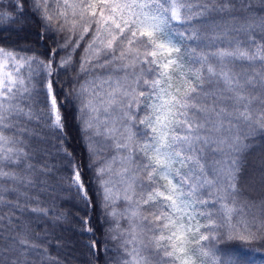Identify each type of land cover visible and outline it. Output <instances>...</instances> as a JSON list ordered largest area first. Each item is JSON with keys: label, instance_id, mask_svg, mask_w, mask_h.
I'll use <instances>...</instances> for the list:
<instances>
[{"label": "snow or ice", "instance_id": "6c2138e0", "mask_svg": "<svg viewBox=\"0 0 264 264\" xmlns=\"http://www.w3.org/2000/svg\"><path fill=\"white\" fill-rule=\"evenodd\" d=\"M29 4L43 32L58 39L47 36L54 46L42 55L0 47V204L8 209L7 219L0 210V264H27L26 254L39 248L17 216L48 214L29 208L32 197L21 191L38 182L25 125L44 95L52 126H63L55 91L61 70L73 74L65 103L78 104L85 132L95 128L116 153L91 165L105 213L128 221L113 264H221L207 241L264 245V202L242 201L236 181L244 141L264 132V63L259 71L250 65L251 72L233 64L264 61V16L198 23L210 10L235 9L231 0H16L11 10L0 4V21L14 22L13 10L23 18ZM257 32L255 52L241 51L256 45ZM206 153L222 158L209 165ZM76 168L71 183L87 206L92 199ZM121 198L126 208L118 213L113 206ZM253 207L259 212L248 218ZM222 264L243 259L232 254Z\"/></svg>", "mask_w": 264, "mask_h": 264}, {"label": "trees", "instance_id": "16d2710c", "mask_svg": "<svg viewBox=\"0 0 264 264\" xmlns=\"http://www.w3.org/2000/svg\"><path fill=\"white\" fill-rule=\"evenodd\" d=\"M15 2L16 0H0V4H3L6 9ZM231 3L236 5L235 9L230 12L210 10L205 16L199 18L198 23H220L230 19V16H264V6H261L260 0H231ZM241 3H247L251 7L242 9ZM13 15L14 22L0 21V47L14 51L20 56L42 55L50 52L54 44L53 39L47 36L57 39L58 37H55L53 33L46 35L43 32L42 21L39 15L32 14L31 4L27 6L23 18L16 15L15 10ZM260 35L257 32L256 45L249 49L248 45L242 44L241 51H248L249 55L254 53L256 46L261 44ZM240 39L243 41L245 37L241 35ZM64 54L60 52L57 60ZM82 54L83 49H80L79 55L74 54V59L79 60ZM262 63L264 61L259 59L252 62L233 58L234 70L237 72L253 71L250 65H254V70L259 71ZM189 66L188 60H185V67ZM21 71L27 74V68ZM71 79H73L71 72L65 75L61 70L55 85L58 102L63 105L60 109L63 126L60 128L52 126L44 95L36 97L38 103L34 108L35 115L25 125L28 132L24 142L31 156L30 162L37 170L33 175L38 177V182L34 187L21 191L32 197L28 204L29 208L40 207L48 212L47 215L31 212L23 215L17 213L22 226H29L35 238L34 242L39 245L36 251L26 254L27 264H113L117 252L122 251L120 249L122 218L116 217V219L105 213L104 206L96 195L95 169L91 166L93 162L97 166H103L116 153L114 149L113 152L111 151L112 146L103 138V134L94 135L95 128L88 133L85 132L82 120L87 119V116H82L78 111V104L65 103L66 93L72 86L69 84ZM90 136L93 143L89 141ZM244 142L247 147L239 154L237 186L240 189L242 201L259 206L264 202V132L258 131ZM90 148H95L98 156L90 157ZM221 158L219 153L215 155L206 153L204 157L209 165L213 159ZM77 165L82 181L92 199L87 206L79 198L75 186L71 183ZM113 169L115 171L119 169L118 161L113 165ZM207 170L212 171L210 167ZM12 199L15 198L12 197ZM21 199H24V195H21ZM121 207V204L116 203L113 206L118 213L122 212ZM0 210L7 219L8 209L0 204ZM245 211L248 218H251L252 215L258 214L259 208L253 207ZM85 221L88 223L86 224ZM88 228L92 231L89 232ZM4 234L7 236L8 232L5 231ZM114 234L119 238L114 240L112 238ZM93 241H98V246L90 249L88 245ZM206 243L209 246H215L217 258L221 264L224 258L232 254H238L243 259V264H264V245L252 243L241 247L239 241L225 244L212 240Z\"/></svg>", "mask_w": 264, "mask_h": 264}, {"label": "rangeland", "instance_id": "374dc122", "mask_svg": "<svg viewBox=\"0 0 264 264\" xmlns=\"http://www.w3.org/2000/svg\"><path fill=\"white\" fill-rule=\"evenodd\" d=\"M101 132H103V129H101ZM103 138L106 139L105 136H103ZM106 140H107V139H106ZM107 141H108V143L111 145V141H109V140H107ZM107 147H108V149H109V146H108V145H107ZM113 149H114V148L112 147V149H111L112 152H113ZM118 171H119V169L116 170V171L113 169V172H112V173H113V178H114V179H118V177L115 176V173L118 172ZM115 203L118 204V205H120V204L122 205V207H121V208H122V212L125 210V208H126V202H125L122 198H121V199H117ZM116 219H117V218H116ZM116 219H115V220H116ZM107 222H108V221H107ZM127 222H128V221H127V218H123V219H122L121 227H120V228H121V233H122V230H123V229H126V227H128ZM124 224H125V225H124ZM108 238L110 239L109 236H108Z\"/></svg>", "mask_w": 264, "mask_h": 264}]
</instances>
